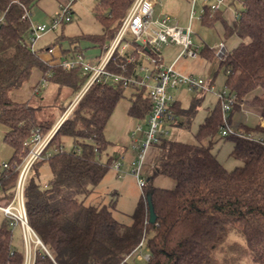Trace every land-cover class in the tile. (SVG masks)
I'll use <instances>...</instances> for the list:
<instances>
[{
    "label": "trees",
    "instance_id": "obj_1",
    "mask_svg": "<svg viewBox=\"0 0 264 264\" xmlns=\"http://www.w3.org/2000/svg\"><path fill=\"white\" fill-rule=\"evenodd\" d=\"M36 2L0 0V13L5 20L0 23V122L7 128L5 141L12 148L9 163L13 167L4 181L0 202L11 198L9 191L19 175L14 169L28 155L26 143L35 129L47 134L59 119L56 120L52 110L62 115L68 107H65V98L78 94L87 80L79 67L64 69L59 64H49L36 49H31V22L23 19V15L31 13ZM240 2V15L232 25L221 17L220 10L212 14L205 7L202 16L205 24L222 21L227 37L240 39L238 46L229 50L222 60L208 46L200 52L218 60L226 75V88L236 97L228 116L230 123L244 103L261 108L264 118V0ZM132 3L131 0H101L95 12L103 32L69 38L73 52L83 53L80 47L83 40L95 42L104 51ZM147 53L154 55L152 51ZM135 57L131 64L125 58H116L110 70L140 77L137 72L141 57L136 54ZM34 68L44 73L47 86L51 84L58 89L57 95L45 100L42 93L47 86L41 83L37 87L39 93L30 101H14L11 93L24 86ZM63 89L69 94L61 100L59 95ZM125 90L122 81L94 83L53 137L48 147L52 155L33 165L25 188L26 209L29 224L45 248L37 246L31 264H137L127 257L144 232L150 233L147 246L151 253L145 264H242L243 261L264 264V144L238 135L223 137L220 102L199 126L197 143L162 138L156 145L161 150L146 177L132 224H123L115 218L116 198L108 203H87L112 166V158L102 162L100 155L109 146L105 129ZM136 91L129 114L146 120L152 112V101L144 89ZM197 105L198 102L183 110L176 103L173 109L176 115L184 114L191 122ZM244 132L264 139V127L260 124L245 126ZM219 135L233 140L231 155L240 165L231 171L213 151ZM68 136L75 139L73 150H61L62 138ZM45 162L51 168L52 177L48 183L41 184L37 177ZM159 175L173 179L174 189L155 186L154 180ZM148 193L152 195L157 214L155 224L148 222ZM232 234L240 241L234 242L231 254L220 258L218 252ZM26 263V252L14 247L9 223L3 219L0 264Z\"/></svg>",
    "mask_w": 264,
    "mask_h": 264
},
{
    "label": "built area",
    "instance_id": "obj_2",
    "mask_svg": "<svg viewBox=\"0 0 264 264\" xmlns=\"http://www.w3.org/2000/svg\"><path fill=\"white\" fill-rule=\"evenodd\" d=\"M76 0H67L61 6L62 13L54 18L52 25L47 24H32L31 37L29 45L34 50V45L37 39L43 34L56 29L60 24L72 21V5ZM212 1V3H211ZM226 0H205V6L210 12L216 13L221 9V5ZM242 1V0H240ZM156 0H134L127 15L125 16L120 28L109 45L104 47V51L96 62L88 61L83 53L72 54L65 60L59 63L64 69H74L79 67L82 75L87 78L82 90L75 96V99L68 105L65 112L60 116L55 126L47 133L43 134L41 129L36 128L33 136L26 143L29 147V153L23 162L14 170L18 172V179L14 187L9 191L10 200L0 202V217L9 223V228L20 226L24 235L25 251L27 255L26 264H31L32 248L34 246L44 245L36 232L29 224L28 214L26 209L25 188L29 173L33 165L40 160L46 159L52 155L48 149L53 137L57 133L60 126L69 118L73 110L90 89V87L99 82H120L124 83L126 88L144 89L146 97L152 101V112L146 119L145 126L138 124L136 132L142 135L138 149V159L133 163L135 168L132 175L135 176L138 186L141 191H144L146 178L143 174V166L145 164L146 153L152 146L158 145L166 133L164 128L166 123L175 122L177 120L173 106L175 101L171 95V90L180 85H186L189 90L202 89L204 92H213L215 87L213 83L206 82L204 79H196L192 75H182L174 70V65H165L161 60L160 46L162 44H174L181 48L179 58L188 57L196 58L200 54V48L193 41L195 30L192 24L187 27L179 26L174 23L170 16L163 15L157 17L155 15ZM195 9L194 3L192 7V18H194ZM31 13L26 12L23 19L30 21ZM4 15L0 19V23L4 22ZM31 22V21H30ZM141 42L142 45L136 46ZM214 54L218 60H222L229 51L224 41L218 44L214 49ZM152 51L154 55H149L147 52ZM49 52H52L49 49ZM135 54L142 57H147V64H141L138 67L140 77H129L110 70V64L116 58H125L127 64L135 61ZM43 86H47L46 80H43ZM35 93H39L35 89ZM218 101L222 109V119L224 125L221 129V135H238L249 139H255L264 144V139L246 134L234 128L228 122V116L235 103V95L230 94L228 89H225L217 94ZM64 146L61 147V150ZM123 163L118 159L112 160L111 168L121 176ZM13 169L10 163L0 164V192L3 190L4 181L8 176L9 171ZM148 223V222H147ZM146 250L145 255H139L138 259L150 260L151 253L147 246V233L144 232L143 237L135 249L132 250L127 260H131L142 249ZM29 257V258H28Z\"/></svg>",
    "mask_w": 264,
    "mask_h": 264
},
{
    "label": "rangeland",
    "instance_id": "obj_3",
    "mask_svg": "<svg viewBox=\"0 0 264 264\" xmlns=\"http://www.w3.org/2000/svg\"><path fill=\"white\" fill-rule=\"evenodd\" d=\"M97 0H76L72 5V21L68 23L60 24L56 29L51 30L45 34H43L39 39L36 40L34 48L38 52H43L42 50L52 44H59L64 40L69 38H77L80 36H88V35H97L102 32V25L96 18L94 13V8H96ZM196 11L197 18L201 16L202 5L205 4V0H196ZM212 3V1H211ZM61 4L58 0H38L37 4H35L31 9L30 21L32 24H47L49 26L52 25V21L54 18L58 17L59 14L62 13ZM225 3L221 5V10H225ZM2 18V14L0 13V19ZM222 37L220 33L219 26H205L202 23H199L196 27V32L193 34V41L195 44L200 47L208 46L211 49H214L218 44L222 42ZM227 49H230L229 44L225 41ZM161 49V48H160ZM179 50L181 48L176 46L175 48L165 47L161 51L162 62L163 64L169 66L172 64L173 60L177 57ZM216 57V56H215ZM216 63L212 62V64L208 63L205 57L198 55L196 58H188L183 57L174 63V70L182 75H192L196 79H204L206 82H210L211 76L213 75L212 71H216L217 67ZM225 74L222 70H220L215 78L214 87L215 90L213 92H204L202 89H193L189 90L186 85H180L177 88L171 90V95L173 99L180 100L183 110H189L192 105L196 102H200L197 105V111L192 121L184 126H174L175 122L181 123L188 120V117L184 114L176 115L177 120L175 122L166 123L164 128L166 129V133L164 138L180 140L185 143L193 144L197 143L196 133L199 129V126L204 122L208 111L212 110L218 104V96L217 94L226 88L225 83ZM55 87L48 86V89H45L44 96L45 100H52L58 93V89H54ZM136 90V89H135ZM137 93V91H135ZM69 92L67 89H63L59 95V98L63 100L66 96H68ZM77 95V92L70 94L65 98V107L68 106ZM242 108V107H241ZM241 110V109H240ZM239 110V111H240ZM55 114L56 120L60 117L61 112L52 110ZM248 122L251 125L256 124L258 118H255L253 114L247 115ZM229 122V121H228ZM141 125L145 126L146 121L142 120L140 122ZM229 124H232L229 122ZM7 128L0 122V164L9 163L12 158V148L5 141ZM138 139L140 135L138 134ZM213 147L214 153L217 154L218 159L224 164V166L229 170H233L236 166L240 165V162L232 157L231 153L233 150V140L232 138H222L216 136ZM62 143L65 151H72L75 144V139L68 136L62 138ZM159 147H155L157 160L158 154L160 152ZM114 155L113 159L117 158L119 161L123 163L121 176H115L112 168L108 171L104 180L101 184L96 188V191L88 198L87 203L95 204L97 202H105L108 203L111 199L116 198V210L114 211L115 218L123 224L130 225L133 222L132 215L136 210L138 205V201L141 197V189L138 186L137 179L132 175V171L137 168L133 165L134 162L137 161L138 156L132 161L128 172L125 171V163L123 158L115 157L116 155L113 153L111 146H108L106 151L102 152L100 155V160L102 162H106L108 155ZM155 160V161H156ZM155 165V164H153ZM152 166H148V171L152 170ZM126 174H129L127 176ZM33 176V174L31 175ZM52 177V171L48 164L45 162L39 168L37 180L41 184L48 183ZM117 193V194H115ZM3 219H0V225L2 224ZM12 232V243L14 247L17 249L25 251L24 244V235L20 226H16L14 228H10ZM150 233L147 235V240ZM235 241H240L239 237L236 234H232L224 247L219 250L218 256L220 258L226 256V254H231L233 252V244ZM34 249V247H33ZM34 251V250H33ZM26 252V251H25ZM147 252L144 249L139 251L132 261H136L137 264H145V260L138 259L139 255H145ZM27 257V255H26ZM29 258V257H28ZM130 260V259H129ZM130 260V261H131ZM27 262H29L27 260ZM245 261H243L242 264Z\"/></svg>",
    "mask_w": 264,
    "mask_h": 264
},
{
    "label": "crops",
    "instance_id": "obj_4",
    "mask_svg": "<svg viewBox=\"0 0 264 264\" xmlns=\"http://www.w3.org/2000/svg\"><path fill=\"white\" fill-rule=\"evenodd\" d=\"M58 1L61 4H65L67 2V0H58ZM97 1L98 2L96 5H98L101 0H97ZM131 1H134V0H131ZM37 2H38V0H37ZM37 2L35 4H37ZM195 2H196V0H156L155 15L157 17L163 16V15H168L171 17V19L174 23H177L179 26H182V27H187L188 25L192 24L195 32H196V27L199 23H202L203 25L208 26V27L217 25L220 27L221 37L223 38L222 41H224V42L226 41L227 44H229V46H230L229 50H233L235 47H237L238 44L240 43V39L236 36L227 37V35L225 33V27H224L222 21H218L213 25L203 23L202 16H203V13H204V10L206 7L205 4L202 5L203 7L201 9V16L199 18H197V11L195 9V7H196ZM193 3H194V9H195L194 18H192ZM225 6H226L225 10L220 9V15L229 25H232L235 22V20L238 18V16L240 15L239 9L241 8V2H240V0H226ZM94 13L96 15L95 8H94ZM102 32H103V26H102ZM110 42L111 41H109L105 46L109 45ZM176 46L177 45H174V44H162L160 46V48H161L160 49V55H161L162 49H164L165 47L175 48ZM197 46L200 48V52H201L204 47L208 46V44H206L203 47H200L199 45H197ZM80 47L84 50L82 52H83L85 58L90 62H96L97 59H99L103 53V50H101V48L98 47V45L95 42H92L91 40L81 41ZM49 49H50V47L48 46L42 50L43 52L38 53L39 56L45 62H47L49 64H59L61 61L65 60L67 57L71 56L72 54H76L72 50V45L67 40H64L63 42H61L59 44H55V46H53V48L51 49L52 52H49ZM180 51L181 50H179L177 57L175 58V60H173L172 64H170V65H174V63L180 59L179 58ZM201 56L205 57L204 55H201ZM140 57H141V63L139 64V66L141 64H147L148 63L147 57H142V56H140ZM160 57L162 60V55ZM205 59L210 64H212V62L216 63L215 66L217 67V70L212 71L213 75L211 76V80H210V82L214 84V81H215V78H216L218 72L222 69L220 68L219 62L216 58L215 59H209V58L205 57ZM137 73L139 74V72H137ZM225 77H226V75H225ZM43 80H44V73L40 69L34 68L29 80L24 84V86L21 89L14 90L11 93L12 99L16 102L30 101L35 96V89H37L38 85L41 84L43 82ZM225 80H226V78H225ZM225 83H226V81H225ZM48 86L46 87V89H48ZM54 89H56V88H54ZM135 91L136 90L133 88H126V90L124 92V97L119 101L118 105L116 106V109L113 112V114H112V116H111V118H110V120L106 126V129H105V137H106L107 141L109 142V146H111L113 153L116 155L115 157L123 158V161L125 163L124 169L126 172H128L132 161L136 158V155L138 156L137 147L140 145L139 140L142 139V135L139 134L138 132H136V127L138 124H140V122L142 120H138V119L130 116V114H129V110H130V107L132 105L131 98L133 97ZM44 92H45V90L43 91L42 95H44ZM40 94H38V95L41 96ZM253 97H254V95L250 96L249 100H251ZM174 101H175V104L178 103L180 109H183L180 100L175 99ZM198 103L200 104V102H198ZM241 107H242L241 110L236 112L231 118V120H232L231 125L234 128H236L240 131H244L245 126L255 127V126L260 124L261 126L264 127V118L261 115V108L252 106L249 103H244V104H242ZM210 111L211 110H209L208 113ZM249 113L253 114V116L255 118H258L256 124H254V125L249 124V122H248L249 118H247V115ZM188 123H190L189 120H186L185 122H181V123L175 122L174 126H177V125H178V127L184 126ZM138 134L140 135L139 139L137 138ZM193 144H195V143H193ZM205 144H207V141H205ZM155 147H157V146H152L151 148L148 149V151L146 153L145 164L143 166V174L145 175V178L147 177V175H149L151 173V170L148 171L149 164H150V166L154 167L153 164H155V162H156L155 157H156L157 153L155 151ZM154 155H155V157H154ZM113 157H114L113 154L108 155L107 160L109 158L113 159ZM115 159H117V158H115ZM113 173L115 174V176H119L117 174V172L114 170H113ZM126 175L129 176V174H126ZM154 184H155V186H157L159 188L174 189L176 183L173 179H171L169 177L159 175L155 178ZM141 194H142V192H141ZM0 219H1V217H0ZM36 249H37L36 246H34V249L32 248L31 263L35 257Z\"/></svg>",
    "mask_w": 264,
    "mask_h": 264
},
{
    "label": "water",
    "instance_id": "obj_5",
    "mask_svg": "<svg viewBox=\"0 0 264 264\" xmlns=\"http://www.w3.org/2000/svg\"><path fill=\"white\" fill-rule=\"evenodd\" d=\"M139 45H142L141 42L138 43ZM147 203H148V208H149V220L148 222L150 224H155L157 221V214L155 212L153 203H152V195L151 193L147 194Z\"/></svg>",
    "mask_w": 264,
    "mask_h": 264
}]
</instances>
